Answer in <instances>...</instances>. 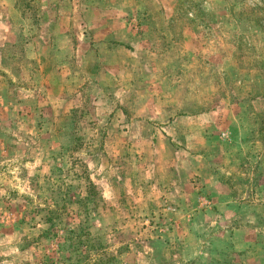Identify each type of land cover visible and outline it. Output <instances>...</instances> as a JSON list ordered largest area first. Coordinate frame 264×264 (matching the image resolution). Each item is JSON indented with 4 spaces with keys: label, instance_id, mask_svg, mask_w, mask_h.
<instances>
[{
    "label": "rangeland",
    "instance_id": "rangeland-1",
    "mask_svg": "<svg viewBox=\"0 0 264 264\" xmlns=\"http://www.w3.org/2000/svg\"><path fill=\"white\" fill-rule=\"evenodd\" d=\"M0 264H264V0H0Z\"/></svg>",
    "mask_w": 264,
    "mask_h": 264
}]
</instances>
